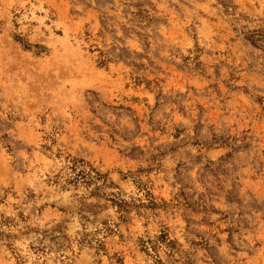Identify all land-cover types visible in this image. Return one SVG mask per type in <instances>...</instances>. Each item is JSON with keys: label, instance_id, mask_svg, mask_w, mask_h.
Masks as SVG:
<instances>
[{"label": "rangeland", "instance_id": "1", "mask_svg": "<svg viewBox=\"0 0 264 264\" xmlns=\"http://www.w3.org/2000/svg\"><path fill=\"white\" fill-rule=\"evenodd\" d=\"M0 264H264V0H0Z\"/></svg>", "mask_w": 264, "mask_h": 264}]
</instances>
